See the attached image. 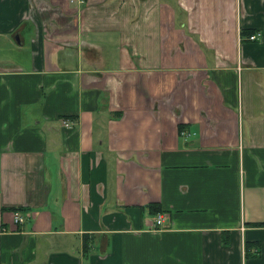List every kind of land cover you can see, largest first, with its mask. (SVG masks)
I'll return each instance as SVG.
<instances>
[{
  "label": "crops",
  "instance_id": "1",
  "mask_svg": "<svg viewBox=\"0 0 264 264\" xmlns=\"http://www.w3.org/2000/svg\"><path fill=\"white\" fill-rule=\"evenodd\" d=\"M0 264H264V0H0Z\"/></svg>",
  "mask_w": 264,
  "mask_h": 264
},
{
  "label": "trees",
  "instance_id": "2",
  "mask_svg": "<svg viewBox=\"0 0 264 264\" xmlns=\"http://www.w3.org/2000/svg\"><path fill=\"white\" fill-rule=\"evenodd\" d=\"M254 32H255V30L250 29V28L242 29L241 30V36L243 38L249 37ZM123 114H124L123 110H117V111L113 112V115L115 117H122ZM150 206L155 212H157V213L159 212L160 208H159V206L157 204H150ZM12 208L15 209V210H26L27 209L24 206H17V207H12ZM255 224H262V222H255ZM90 243H91V240L86 236L85 239H84V250H85V252H87L89 250Z\"/></svg>",
  "mask_w": 264,
  "mask_h": 264
},
{
  "label": "built area",
  "instance_id": "3",
  "mask_svg": "<svg viewBox=\"0 0 264 264\" xmlns=\"http://www.w3.org/2000/svg\"><path fill=\"white\" fill-rule=\"evenodd\" d=\"M72 1H78L80 3H83L85 0H72ZM262 33L261 32H254L253 34H251L248 39L249 40H257L261 37ZM64 123H66L67 125H71V120L65 119ZM186 132H183V134H185ZM15 219L17 222H22L24 220L23 215L21 214V212L17 211L15 213ZM165 219V215L163 213L159 214L156 218V224L159 226L163 223Z\"/></svg>",
  "mask_w": 264,
  "mask_h": 264
}]
</instances>
